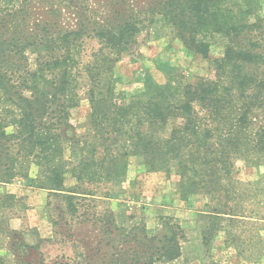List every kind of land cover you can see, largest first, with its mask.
<instances>
[{"label": "trees", "instance_id": "obj_1", "mask_svg": "<svg viewBox=\"0 0 264 264\" xmlns=\"http://www.w3.org/2000/svg\"><path fill=\"white\" fill-rule=\"evenodd\" d=\"M44 1L46 11L37 16L26 5L0 9V182L20 177L58 197L64 208L50 214L54 228L60 220L74 227L88 223L95 245L79 234L75 239L87 250L78 254L83 264L176 260L183 236L177 223L164 221L155 235L141 226L125 228L109 210H89L95 194L85 185H119L128 158L136 156L147 171L173 169L182 198L209 196L205 239L226 214L230 220L236 215V205L229 204L241 188L233 176L235 159L264 164V18L256 15L261 0ZM156 18L193 53L207 57L216 43L222 54L213 78L172 90L148 77L146 90L127 98L115 91L110 74L136 45L141 26ZM91 38L99 47L82 64L79 52ZM83 75L90 112L78 135L69 115L79 103ZM31 165L37 168L33 176ZM67 174L75 180L69 187Z\"/></svg>", "mask_w": 264, "mask_h": 264}, {"label": "rangeland", "instance_id": "obj_2", "mask_svg": "<svg viewBox=\"0 0 264 264\" xmlns=\"http://www.w3.org/2000/svg\"><path fill=\"white\" fill-rule=\"evenodd\" d=\"M23 5L30 7L32 16L42 14L47 8L44 0H0L2 10ZM256 15L264 18V0L258 4ZM255 17H250V21ZM98 47L96 39H86L79 61L83 64L90 60ZM221 54L222 48L216 43L210 47L207 57L193 53L169 26L156 18L153 23L141 26L136 45L118 58L110 76L115 91L125 93L127 98L145 91L149 78L156 84L167 83L174 90L200 77L213 78L214 61ZM86 89L83 75L77 89L79 103L70 109L69 115L78 135L84 133L89 123ZM169 127L170 124L166 129ZM11 130V126L7 127L8 132ZM69 155L67 148L65 157ZM29 171L32 176L37 174L34 165ZM233 176L241 184L235 192L236 199L229 202L236 205L232 212L236 215L230 220L226 214L221 225L206 239L203 232L209 227L210 198L202 193L182 198L179 178L173 169L168 174L147 171L138 157L131 156L119 185L105 182L85 187L95 194V207L89 210L100 213L109 210L117 224L125 228L141 226L147 234L155 235L164 221L177 223L183 235L181 254L165 264H264V164L237 158ZM64 183L69 187L75 180L67 174ZM47 200L51 209L56 207L55 211L47 208ZM4 201L7 202L3 206ZM58 205L64 208L58 197L44 189L29 187L20 177L8 183L0 182V264H17L20 260L37 264H83L78 254L87 250L75 241L76 234L94 246L92 229L88 223L74 227L71 220H67L68 225L60 220L54 228L51 215L59 213Z\"/></svg>", "mask_w": 264, "mask_h": 264}]
</instances>
